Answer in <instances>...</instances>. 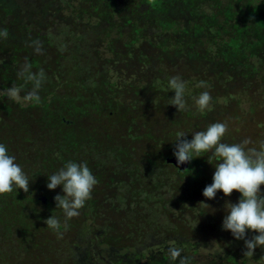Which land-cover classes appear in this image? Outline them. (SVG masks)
I'll list each match as a JSON object with an SVG mask.
<instances>
[{"label":"trees","instance_id":"16d2710c","mask_svg":"<svg viewBox=\"0 0 264 264\" xmlns=\"http://www.w3.org/2000/svg\"><path fill=\"white\" fill-rule=\"evenodd\" d=\"M3 29L0 143L30 189L0 194V264H109V255L116 264L171 261L169 245L186 240V207L192 197L205 200L206 175L219 163L212 151L184 170L169 163L177 134L191 140L226 122L221 142L247 139L258 150L264 142V0H0ZM26 59L46 75L39 103L4 95L12 85L21 97L32 89L18 75ZM173 76L186 82L184 111L170 104ZM204 91L212 101L201 112L193 98ZM257 116L261 140L249 134ZM68 161L86 162L98 183L65 229L54 199L63 186L47 183ZM241 195L220 200L227 206ZM52 215L62 237L45 223ZM147 229L165 241L157 253L122 243Z\"/></svg>","mask_w":264,"mask_h":264},{"label":"clouds","instance_id":"9594fccd","mask_svg":"<svg viewBox=\"0 0 264 264\" xmlns=\"http://www.w3.org/2000/svg\"><path fill=\"white\" fill-rule=\"evenodd\" d=\"M8 35L7 29L0 30V37L7 38ZM34 44L35 51L41 53L40 42L35 41ZM18 75L27 82H31L32 89L21 97L22 88L12 85L4 90V95L17 103H39V90L46 79L44 70L33 72L31 63L26 59ZM197 87L207 88L209 85L205 81H200ZM169 88L175 92L170 104L175 105L178 112L186 110V82L180 76H173L169 80ZM193 99L199 111L203 112L209 108L212 96L208 91H204ZM227 131L226 122H216L209 125L206 131L195 132L191 140L186 138L187 134L180 132L177 134L173 154L178 164H184L192 162L193 158L200 157V153L213 152V156L219 163L215 165L213 182L204 188L203 195L208 199H214L217 192L221 190L225 196H231L234 190L242 194L237 203L231 202L227 207L228 214L224 217L222 227L224 230H230L236 239L244 240L247 249L244 255L251 257L257 247L264 248V189H262L264 186V142L261 143L259 150L248 147L250 141L247 139L234 144L221 142ZM97 183L96 177L86 162L68 161L58 172L48 175L47 187L50 190L63 186L64 194H58L54 199L56 208H62L64 211L66 220L63 227L65 229L68 227L67 220L78 216L79 209L91 199L92 190ZM14 186L28 193L30 180L16 162V157L9 154L8 147L0 143V194L12 192ZM45 223L48 228L62 237L61 223L56 216H50ZM248 230L258 235L246 239ZM170 255L175 260L180 256V250L172 248Z\"/></svg>","mask_w":264,"mask_h":264},{"label":"rangeland","instance_id":"374dc122","mask_svg":"<svg viewBox=\"0 0 264 264\" xmlns=\"http://www.w3.org/2000/svg\"><path fill=\"white\" fill-rule=\"evenodd\" d=\"M252 122L253 125L249 128V134H253L254 137L256 136L258 140H261V137L263 138L264 136V131L260 135L261 137L256 134V131L259 130L258 125L263 123V119L260 120V117L258 116L257 119L253 117ZM235 135L238 136V134ZM239 135L243 136L244 133L240 131ZM214 172L215 170H213V173ZM206 176H209L206 181H209V183L211 184L213 182V175L210 174ZM206 186V184L203 185V190ZM262 189H264V186H262ZM223 195V193L220 194V192L218 191L214 199H208L205 197V200H195L192 197L190 204H188L186 207V211L191 214V217L187 222H185L183 226L184 229L180 235L181 237H179L181 239H184L185 237L186 240L180 243L181 246L173 244L171 242L172 245H169V249H167L169 253L170 249L172 248L180 250V256L177 257L176 262L172 259L165 264H264V248L257 247L255 249L254 255L251 257H247L244 255V253L247 251L244 240L236 239L232 235L230 230L223 229V220L224 217L228 214L226 209L231 203L230 202L225 207H221L219 200L220 198H222V200L225 199L224 197H222ZM233 197H235L237 201H239L240 199L237 196ZM203 211L205 212L201 214V212ZM194 212L196 214L192 215ZM204 216L206 218H204ZM195 221H197V223L193 228H191V225ZM194 231H196V233ZM143 233H145L144 236H138L130 242L124 241L122 243H124L125 245H137L138 249L145 253H150L152 251L157 253L158 245L156 244L158 242L165 243L162 236H160L158 233L148 234L149 229H147ZM174 235L177 236V234ZM254 235H258V233L253 232L252 230H248L246 239H250ZM145 238L150 239L155 243H144L143 240ZM138 241H140L141 243H139ZM181 254H185L188 258H182ZM233 256L236 259H232ZM113 258L114 260H112ZM235 261L237 262L235 263ZM113 263L116 264V256L109 255V264Z\"/></svg>","mask_w":264,"mask_h":264},{"label":"water","instance_id":"95a60500","mask_svg":"<svg viewBox=\"0 0 264 264\" xmlns=\"http://www.w3.org/2000/svg\"><path fill=\"white\" fill-rule=\"evenodd\" d=\"M167 161L169 163H172L174 164L176 167H178L180 170H184V169H187L189 166H190V162H186L184 164H178V161H177V158L176 157H171V158H168ZM43 201L45 202L46 201V198H43Z\"/></svg>","mask_w":264,"mask_h":264},{"label":"flooded vegetation","instance_id":"af4514ba","mask_svg":"<svg viewBox=\"0 0 264 264\" xmlns=\"http://www.w3.org/2000/svg\"><path fill=\"white\" fill-rule=\"evenodd\" d=\"M238 192V191H237ZM240 192H238V194H239ZM220 201V203H223L224 204V201L223 202H221L222 200H219ZM221 207H222V205H221ZM223 207H225V204L223 205ZM221 217H224V216H221ZM237 261H235V263H236Z\"/></svg>","mask_w":264,"mask_h":264}]
</instances>
